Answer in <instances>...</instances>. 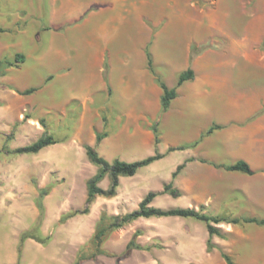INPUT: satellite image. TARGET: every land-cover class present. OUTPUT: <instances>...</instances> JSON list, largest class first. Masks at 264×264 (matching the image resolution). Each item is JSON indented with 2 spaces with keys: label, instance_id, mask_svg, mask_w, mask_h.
I'll return each mask as SVG.
<instances>
[{
  "label": "crops",
  "instance_id": "crops-1",
  "mask_svg": "<svg viewBox=\"0 0 264 264\" xmlns=\"http://www.w3.org/2000/svg\"><path fill=\"white\" fill-rule=\"evenodd\" d=\"M202 1L209 6L215 2ZM51 4L50 25L63 32L50 34L46 58L33 40L23 50L27 35L18 30L19 40L7 39V47L19 48L23 62L5 68L1 77L10 88L0 91L7 120L15 119L22 108L34 121L47 116L57 143L37 154L47 152L49 165L54 166L66 163L58 159L59 153L83 152L85 146L95 148L108 162H135L160 154L134 176L119 177L117 194L110 198L115 215L127 213L122 212L125 203H115L131 201L136 193H144L143 185L163 177L164 184L171 182L178 193L177 208L263 220L264 15L240 19L235 27L232 22L202 19L194 0H51ZM256 6L264 8V0ZM19 22L24 19L15 18L11 24ZM215 40L220 44L191 60L193 45ZM147 51L154 73L148 68ZM252 57L256 64L249 63ZM29 59L47 68V77L38 85L26 76L33 72L24 66ZM189 68L193 79L177 86L179 75ZM157 78L176 89L163 112ZM31 88L36 92L18 93ZM103 133L106 136L97 143V134ZM240 161L248 164L251 174L225 169ZM180 165L183 168L173 179ZM105 183L103 189L109 179ZM248 229L254 236L244 233ZM226 232L239 233L233 240L253 238L254 250L248 247L247 254L256 264H264L263 225H230Z\"/></svg>",
  "mask_w": 264,
  "mask_h": 264
},
{
  "label": "rangeland",
  "instance_id": "rangeland-1",
  "mask_svg": "<svg viewBox=\"0 0 264 264\" xmlns=\"http://www.w3.org/2000/svg\"><path fill=\"white\" fill-rule=\"evenodd\" d=\"M194 1L200 7L202 19L211 18L220 24L233 23L238 27L240 19L264 15V8L256 6L260 0H251L250 3L215 0L210 6L202 0ZM52 9L51 0H0V27L4 29L0 33V61H7L15 67L20 65L15 62L16 55H9L22 52L19 48L7 47L10 43L7 39L19 40L18 30L27 35L22 49L26 50L29 40H33L41 52L39 54L46 58L50 34L63 32V29L55 30L50 25ZM15 18L24 19V22L11 24ZM233 33L239 36L238 30ZM206 44L209 48L220 42L215 40ZM249 59H252L249 63H257L256 57ZM24 66L33 70L26 73L31 84L38 85L48 75L46 66L35 60L29 59ZM3 74L0 75V91L9 88L8 84L1 82ZM31 89H34L32 93L37 90ZM23 92L18 91L23 96L29 95ZM50 130L46 114L43 119L34 121L31 113L22 108L15 119L7 120L0 106V264H75L78 260L79 264H227L223 253L232 264H256L255 257L247 254L250 252L247 248L255 246L253 238L233 240L239 233H227L230 224L220 223L215 227L221 230V237H212L211 242L216 247L208 251L206 224L190 218L137 219L119 229L106 231L97 251L95 232L99 226L105 228L113 222L117 209L111 205L110 198L97 196L89 206L88 214L69 217L85 207L86 182L98 170L88 161L84 149L83 152L59 153L58 159L64 158L66 163L55 166L49 165V158L45 156L47 152L42 155L13 153L19 147L32 144L45 132L50 134ZM106 180L99 183L101 188L106 186ZM165 181L167 179L163 177L154 179L143 185L144 193H136L131 201L122 200L115 204L125 203L122 212L129 213L137 209L149 191L161 193ZM42 189L47 193L41 200L40 218L38 204ZM151 206L163 210L178 207L176 199L168 194L158 195ZM201 209L203 212L204 208ZM249 231L244 230V233L254 236V231ZM23 233H27V238L20 243ZM131 240L142 249L122 257ZM37 254L38 258H35Z\"/></svg>",
  "mask_w": 264,
  "mask_h": 264
},
{
  "label": "trees",
  "instance_id": "trees-1",
  "mask_svg": "<svg viewBox=\"0 0 264 264\" xmlns=\"http://www.w3.org/2000/svg\"><path fill=\"white\" fill-rule=\"evenodd\" d=\"M4 29L0 27V33H3ZM208 47L207 44L196 46L193 45L191 48V60L201 51L206 49ZM147 57H148V68L151 72L154 73L152 61L150 58V54L147 51ZM24 56L23 54H16L15 56V62L21 63L23 62ZM12 63H9L7 61H0V75L3 74L4 68L7 66H12ZM194 72L191 68L187 69L185 72L181 73L178 78L177 86L181 85L183 82L193 79ZM157 82L162 88V96H161V111H165L169 105L172 99L176 96V89H169L167 86L159 79L157 78ZM34 91V89H28L24 91V94H30ZM212 130H214V127L209 130L208 133H210ZM153 132L155 134V144L159 143V134L157 129V124L153 125ZM106 136V133L103 134H97L96 141L99 143L104 137ZM57 140L47 132H45L39 139H37L32 144L19 147L13 151L14 154L22 155V154H37L39 151H41L43 148L56 144ZM85 153L87 156L88 161L92 164L98 167L97 172L93 177L87 180L86 182V200H85V207L82 210H76L72 214L69 215H86L89 212V206L95 199V197L100 196L104 198H112L117 194V188L119 186V177H132L134 176L137 171L145 167L152 162L160 159L162 156L158 153H155L153 156H149L145 159L135 161V162H125L120 160H114L112 162H108L106 159L101 157L95 148L90 146H85ZM183 168V165H180L177 167L176 171L173 172L172 178L174 179L178 172H180ZM226 170L229 171H241L246 174H251V170L247 163L245 162H237L234 165L226 166ZM105 176H108L109 179V186L107 189H103L99 186V183L105 178ZM47 190L42 189L40 190V202L38 204V209L40 212V218L42 216V210L43 206L41 203V200L43 199L44 195H46ZM160 194H168L172 197L177 196V191L175 188H173L172 183H167L163 185V189L161 193H157L154 191H149L139 202L137 209L126 213L125 215H116L114 216L113 222L110 223L105 228L99 226L95 232L94 235V241L97 251L100 249L102 244V236L104 233L108 230L112 229H119L132 221H135L137 219L143 218V219H149V218H190L195 219L201 222H204L206 224V230L208 234V239L206 242V247L208 251H211L216 246L211 242L213 236L221 237V230L215 225L220 223H227L230 225H236L239 223H255L257 225H263L264 226V219L263 220H257L254 218H229V217H223V216H209L204 213H202V209L196 210L193 208L188 209H182V208H173V209H159L151 206L152 201ZM101 221V220H100ZM27 233H23L20 236V243L23 242L27 238ZM142 249L141 246L134 242V240L129 241L127 244L122 257H127L131 251L133 250H140ZM222 257L225 259L227 264H232L230 258L226 254H222ZM80 260L76 261L75 264H79Z\"/></svg>",
  "mask_w": 264,
  "mask_h": 264
}]
</instances>
